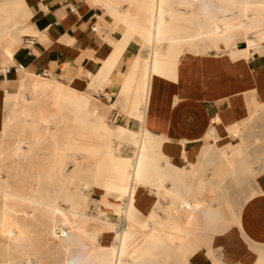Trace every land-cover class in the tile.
<instances>
[{"label":"bare ground","instance_id":"bare-ground-1","mask_svg":"<svg viewBox=\"0 0 264 264\" xmlns=\"http://www.w3.org/2000/svg\"><path fill=\"white\" fill-rule=\"evenodd\" d=\"M15 1L22 5L20 0ZM83 1L106 8L126 28V37L138 36L148 50L142 64L139 58L134 65L123 92L128 100L135 90L136 106L143 110L150 76L163 72V65L173 70L178 57L186 52L228 50L232 54V42L240 34L247 36L244 54H249L260 48L257 36L264 35V0ZM7 8L1 7L6 13L0 18V39L13 36V29L19 35L24 19H15L12 8ZM233 9L238 13L236 23L220 17L228 16ZM139 64L140 71L135 75ZM20 73L18 93L0 92V229L7 232L0 237V264H164L169 259L162 260L167 251L190 246L200 233V214L209 224L216 223L219 213L210 205H190L183 197L167 222L157 214L142 220L135 198L142 186L156 187L155 194L160 195V165L168 162L159 150L156 134L147 129L133 134L109 124L100 110L98 76L82 89L81 82L79 85L75 80L63 82L25 70ZM131 114L144 118L139 108ZM123 146L133 152L130 158L121 154ZM226 159L233 166V155ZM69 162L74 170L66 174ZM88 164H95V180L103 164H108L105 169L115 177L113 184L102 179L81 184L82 189L100 194L92 203L95 214L92 209H83L82 189L75 184ZM65 178L66 188L57 192L55 180ZM55 195L58 197L52 198ZM101 196L116 202L122 227L101 220ZM106 231L116 232L108 247L97 239Z\"/></svg>","mask_w":264,"mask_h":264},{"label":"crops","instance_id":"crops-1","mask_svg":"<svg viewBox=\"0 0 264 264\" xmlns=\"http://www.w3.org/2000/svg\"><path fill=\"white\" fill-rule=\"evenodd\" d=\"M20 1L19 35L0 39V92L18 93L24 70L75 80L82 89L98 76L108 122L133 134H156L168 162L160 165V195L156 187L142 186L135 198L142 220L157 214L167 222L181 197L210 205L219 218L209 224L200 214L186 264H264V35L257 36L261 49L249 54L247 36L240 34L232 54L186 52L173 70L162 64L163 72L150 76L143 110L135 90L128 100L123 96L137 60L149 56L138 36L127 38L106 8L83 0ZM17 65L24 67L19 73L10 69ZM138 108L143 119L131 114ZM115 204L101 196L98 214L119 228ZM115 234L104 232L101 244H112Z\"/></svg>","mask_w":264,"mask_h":264},{"label":"rangeland","instance_id":"rangeland-1","mask_svg":"<svg viewBox=\"0 0 264 264\" xmlns=\"http://www.w3.org/2000/svg\"><path fill=\"white\" fill-rule=\"evenodd\" d=\"M245 1V0H243ZM248 2H255L256 0H246ZM22 4V2H20ZM0 6L2 7V5L0 4ZM3 6H8L7 9L11 11H13L15 13V19H20L21 18V11L24 9V5L22 4L21 6L18 5L16 3L15 0H13L12 2H9L8 4L6 5H3ZM1 7H0V18H2V16L6 13L4 12L3 10H1ZM14 15V14H11V16ZM20 15V16H19ZM232 15V16H230ZM237 16H238V13H237V10L236 9H233V11L231 12V14H229L228 16H220L221 18H226L228 19V21L230 23H236L237 21ZM2 19H0L1 21ZM8 31V30H7ZM11 33H13V37L14 36H18V31L16 29H13V30H10ZM140 63L142 62V58H140ZM142 64V63H141ZM141 64L138 65V71L137 73H139L140 71V68H141ZM108 121V120H107ZM110 124V123H109ZM111 125V124H110ZM113 125V124H112ZM116 126V125H114ZM126 149V150H124ZM132 152L131 149L127 148L126 146H123L122 147V152L121 154L124 156V157H128L130 158L132 155H133V152ZM105 167L108 169V164H103L101 167H100V173L98 175V179L95 180V164H88L85 168V171L83 172L82 176L80 177V179L77 180V182L75 183L76 186L78 187V189H82L81 188V184L83 182H93V181H97V180H101L102 181H105L107 183H111L113 184L115 182V177L113 176L112 172L110 171H107V169H105ZM74 170V166L69 162L68 165H67V168H66V174L68 173H71L72 171ZM106 170V171H105ZM68 182V178H65L64 180H55L53 186L54 188L56 189L57 192H62L65 188H66V184ZM46 185H47V182L45 181L43 184H42V188L45 190L46 189ZM82 207L83 209H86L87 211H90V209H92L91 213L92 214H95L96 211L93 210V201L96 200L98 198V196L100 195L99 193H94L92 191V189H82ZM58 197V195H55V196H52V198H56ZM58 200H61V199H58ZM3 205L0 204V218L2 217V207ZM62 206L64 208H67V204L65 203H62ZM119 216V215H118ZM121 216V215H120ZM119 216V217H120ZM121 219V225L123 224V221H122V217H120ZM7 232L2 229H0V237H2L3 235H5ZM97 239H100V237L97 236ZM43 240V238H42ZM111 245V244H110ZM108 245V246H110ZM108 246H105V247H108ZM106 249V248H104ZM167 254H164V259L162 260H165V259H168V263H164V264H186V261L188 259V257L190 256L191 254V250H190V246H180L179 250L176 252H172V251H167L166 252Z\"/></svg>","mask_w":264,"mask_h":264},{"label":"built area","instance_id":"built-area-1","mask_svg":"<svg viewBox=\"0 0 264 264\" xmlns=\"http://www.w3.org/2000/svg\"><path fill=\"white\" fill-rule=\"evenodd\" d=\"M10 69H14V70H16V72H20V71H22L24 69V67L22 65H17V66H14V67L10 68ZM10 69H9V71H10ZM1 71L2 70H0V73H1Z\"/></svg>","mask_w":264,"mask_h":264}]
</instances>
